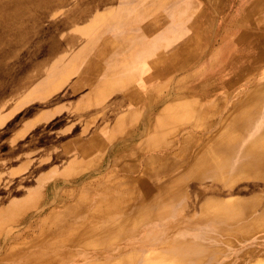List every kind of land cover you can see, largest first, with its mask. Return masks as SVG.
<instances>
[{
  "label": "rangeland",
  "instance_id": "1",
  "mask_svg": "<svg viewBox=\"0 0 264 264\" xmlns=\"http://www.w3.org/2000/svg\"><path fill=\"white\" fill-rule=\"evenodd\" d=\"M7 1L0 0V11ZM34 1L38 0H24L21 7L24 11L32 9L34 14L24 31L26 34L10 31L0 42L3 62L0 63V264H25L28 257L34 264L45 257L53 258V264H83L94 256H124L122 252L126 251L131 252L124 258H103L99 263L264 264V173L228 170L230 163L237 166L250 158L242 153L241 147L264 128L263 99L252 112L251 126L233 139V147L238 145L236 150L226 156L223 152L220 155L223 157L215 160L221 166L218 169H211L206 161L215 151L210 148L212 140L228 137L220 136V124L211 131L193 130L185 124L194 115L189 107L193 100L214 99L219 105L221 98L228 94L227 104L219 106L222 121L232 110L234 100L264 78L263 60L246 74V77L253 75L254 81L246 84L240 79L227 94L219 80L220 75L222 78L236 64L233 59L236 52L242 47L243 51L238 54L245 52L246 44L235 41V34L244 32L251 22L254 26L264 23V11H252V17H246L248 22L244 16L253 0H225V3L216 0H40L36 4ZM213 5L214 12L224 8L222 13H217V18L212 14ZM0 16L1 30L12 27V20ZM211 17H214L213 26ZM180 60L187 65L182 72L166 71L147 79L154 69L167 67L169 70ZM88 71L92 72L91 77L73 91L72 83ZM165 82L188 87L189 93H177L149 111L148 101L159 100L160 88ZM117 100L121 104L114 110ZM168 103L171 107L174 104L180 107L169 111L172 118L167 129L172 131L164 138L168 140L166 145L158 144L157 138L154 147L145 148L133 157L128 155L129 158L128 152L140 141L136 140L134 145H127L121 151L122 156L110 154L100 163L114 141L112 136L124 135L123 129L132 128L139 118L145 117V139L153 135L159 112ZM141 112L145 113L141 115ZM73 134L77 143L69 150L67 144L62 151L56 140L63 137L68 140ZM157 154L170 157V163L178 160L180 164L162 174L150 170L149 164L143 167L144 157L146 161V157ZM115 159L118 163L122 160L136 164L135 171L118 172ZM160 163H154V167ZM144 170L148 173H145V183L175 191L176 197L168 206L162 208L148 203L156 200L158 194L153 193L145 198L144 220L134 216L128 231L125 229L119 236L104 235L100 240L87 236L74 245L62 237L53 239L56 229H64L66 225L68 229L82 220L107 186L111 185L115 193L119 187L129 185L123 181L113 187L115 175L138 178ZM163 180L168 184L166 188L161 183ZM78 200L79 206H87L85 213L76 205ZM228 205L232 209L226 215L224 210Z\"/></svg>",
  "mask_w": 264,
  "mask_h": 264
},
{
  "label": "bare ground",
  "instance_id": "2",
  "mask_svg": "<svg viewBox=\"0 0 264 264\" xmlns=\"http://www.w3.org/2000/svg\"><path fill=\"white\" fill-rule=\"evenodd\" d=\"M24 0H8L5 5L3 6L2 10L0 11V14H2L3 18H9L12 24V27L9 28H4L3 30L0 29V42L5 38L6 34L8 32H16L19 35V32H24L28 25H29V21L32 17L33 11L32 9L30 11H24V9H22V4H23ZM49 1V0H48ZM66 1V0H65ZM64 1V2H65ZM40 2V0L38 1H34V4ZM42 2V1H41ZM259 4H262L261 0H258ZM44 3V2H42ZM48 3V2H47ZM33 4V5H34ZM53 4V3H52ZM49 6V5H48ZM52 5H50L51 7ZM53 7V6H52ZM55 7V6H54ZM60 7V6H59ZM184 7V6H183ZM20 8V9H19ZM58 8V7H57ZM46 9V8H45ZM224 9V8H223ZM37 10V9H35ZM40 10V9H39ZM44 10V9H42ZM214 10V9H213ZM46 11V10H44ZM51 10H49L50 12ZM55 12V11H54ZM38 13V12H37ZM53 13V12H52ZM51 13V15H52ZM222 13V12H221ZM257 13V12H256ZM75 14V13H74ZM209 14V13H208ZM225 14V13H224ZM258 14V13H257ZM256 14V15H257ZM252 15V14H251ZM49 17V16H48ZM47 17V18H48ZM2 17L0 16V19ZM235 18V17H234ZM260 18V16H259ZM70 19V18H69ZM68 19H66L67 21ZM202 20V19H201ZM210 20V19H209ZM222 20V19H221ZM220 20V21H221ZM14 21V22H13ZM39 21V20H38ZM211 21V20H210ZM226 21V20H225ZM1 22V21H0ZM33 22V21H32ZM64 23V22H63ZM66 23V22H65ZM217 23V22H216ZM32 24V23H31ZM30 24V26H31ZM61 24V23H60ZM257 24V23H256ZM29 26V28H30ZM181 26V25H180ZM179 26V27H180ZM256 26V25H255ZM250 26L247 27V29L245 30V33L243 34L244 40L246 41V47L244 49V53H241L240 55L237 54V56H234L233 59L236 60V64L230 66L232 67L231 69H229V71L224 74L221 78L220 77V83L222 84V90L223 92H227L229 90H231V88H233L240 79H242V82H251L254 81V76L253 75H249L246 77V74H248V71H251L253 68L257 67L263 60H264V54H262V51L264 50V23H259L257 24V26ZM34 27V26H33ZM32 27V28H33ZM215 27V26H214ZM245 27V26H244ZM28 28V29H29ZM212 28V27H211ZM223 28V27H222ZM239 29V28H238ZM169 30H167L168 32ZM29 32V31H28ZM63 32V31H62ZM66 32V31H65ZM176 32V31H175ZM223 32V31H222ZM236 32V31H235ZM25 33V32H24ZM23 33V34H24ZM30 33V32H29ZM59 33V32H58ZM171 33V32H170ZM174 33V32H173ZM26 34V33H25ZM61 34V33H60ZM63 34V33H62ZM30 35V34H29ZM204 35V34H203ZM236 35V34H235ZM20 36H23L22 34ZM62 36H66V35H62ZM17 37V36H16ZM29 37V36H28ZM54 37V36H53ZM52 37V38H53ZM27 38V37H26ZM32 38V37H31ZM56 38V37H55ZM240 38V37H239ZM22 39V38H21ZM30 39V38H29ZM58 39V38H57ZM56 39V40H57ZM66 39V38H65ZM166 39V38H165ZM164 39V40H165ZM221 39V38H220ZM232 39V38H231ZM25 40V39H24ZM51 40V39H50ZM225 40V39H224ZM13 41V40H12ZM16 41V40H15ZM46 41V40H44ZM59 41V39H58ZM64 41V40H63ZM211 41V40H210ZM3 43V42H2ZM24 43V42H23ZM27 43V42H26ZM49 43V42H48ZM66 43L67 40H66ZM65 43V44H66ZM211 43V42H210ZM51 44H55V43H51ZM57 44V43H56ZM62 44V42H61ZM232 44V43H231ZM3 45V44H2ZM1 45V46H2ZM40 45V43L38 44ZM24 46V45H22ZM37 46V45H36ZM53 46V45H52ZM6 47V46H5ZM51 47V46H50ZM208 47V46H207ZM237 47V46H236ZM20 48V47H19ZM18 48V49H19ZM66 48V47H65ZM206 48V47H205ZM21 49V48H20ZM19 49V50H20ZM39 49V47H38ZM35 50V49H33ZM50 50V49H49ZM59 50V49H58ZM57 50V51H58ZM173 50V49H172ZM32 51V50H31ZM243 51V50H242ZM241 51V52H242ZM15 52V51H14ZM47 52V51H46ZM55 52V51H54ZM50 55V54H48ZM204 55V54H203ZM206 55V54H205ZM229 55V54H228ZM42 57V56H41ZM207 58V57H206ZM11 59V58H9ZM42 59V58H41ZM40 59V60H41ZM201 59V58H200ZM38 60V59H37ZM45 60V59H44ZM5 61V60H4ZM7 61V60H6ZM34 61V60H33ZM32 61V62H33ZM199 61V60H198ZM197 61V62H198ZM206 61V60H205ZM0 63L2 64L3 62H1L0 59ZM34 63V62H33ZM37 63V62H36ZM29 65V64H28ZM35 65V64H33ZM130 65H133L130 64ZM4 66V65H3ZM14 66V65H13ZM30 66V65H29ZM187 65H184L183 63H181V60L179 61V63L175 66H173L170 71H174L177 73H180L184 70V67ZM190 66V65H189ZM222 66V65H221ZM17 67V66H16ZM128 67V66H127ZM130 67V66H129ZM128 67V68H129ZM2 68V67H1ZM26 68V65H25ZM30 68V67H29ZM219 68V67H218ZM11 69V68H10ZM9 69V70H10ZM133 69V68H132ZM201 69V68H200ZM206 69V68H205ZM1 70V69H0ZM7 70V69H5ZM186 70V69H185ZM216 70V69H215ZM168 71V72H170ZM3 72V71H2ZM122 72V71H121ZM197 72V71H196ZM202 72V71H201ZM1 73V72H0ZM123 73V72H122ZM200 73V72H199ZM254 73V72H253ZM5 74V73H4ZM3 76V74H1ZM17 75V74H16ZM25 75V74H24ZM92 72H85L84 74L80 75L78 80L74 83H72L71 88L72 90L76 91L77 89L81 88L82 85L88 80L89 77H91ZM256 75V74H255ZM12 76V75H9ZM4 77V76H3ZM22 77V76H21ZM111 77V76H109ZM10 78V77H9ZM14 79V78H13ZM22 80V79H20ZM145 80V77H144ZM190 80V79H189ZM218 80V81H219ZM1 81V80H0ZM19 81V79H18ZM108 81V80H107ZM20 82V81H19ZM109 82V81H108ZM111 82V81H110ZM205 82V81H204ZM3 83V81H2ZM105 83V82H104ZM207 83V82H206ZM111 85V83H109ZM201 84V83H200ZM1 85V84H0ZM21 85V84H20ZM19 85V86H20ZM209 85V84H208ZM243 85V84H242ZM18 86V87H19ZM107 86V85H106ZM160 86V85H159ZM187 86V85H186ZM201 86V85H200ZM205 86V85H204ZM240 86V85H239ZM1 87V86H0ZM8 87V85H7ZM9 87H11L9 85ZM53 87V86H52ZM162 89L161 93H160V97L159 100H154L153 98L150 99L148 101V110L149 111H154L159 105L158 103L163 101H167L168 98L175 96L177 93H187L189 91V88H183L179 85H172L169 82H165L163 83V85L161 86ZM190 87V86H189ZM250 87V86H249ZM248 87V88H249ZM96 89V87H94ZM3 89V88H2ZM8 89V88H7ZM10 89V88H9ZM16 89V88H14ZM94 89V90H95ZM89 90V89H88ZM246 90V89H245ZM12 91V90H11ZM10 91V93H12ZM202 91V90H201ZM218 91V90H217ZM234 91V90H233ZM0 92H2L0 90ZM37 92V91H36ZM48 92V91H46ZM98 92V88L97 91H95V93ZM196 92V91H194ZM5 93V92H4ZM88 93V92H87ZM189 93V92H188ZM230 93V92H229ZM46 94V93H45ZM44 94V95H45ZM4 95V94H3ZM49 95V94H46ZM83 95V94H82ZM180 95V94H179ZM79 96V95H78ZM238 96V95H237ZM31 97V96H30ZM230 96L227 94L226 96L224 95V97L221 98V102L219 103V105H216V102H214V99H203L205 100L203 102H200V100L196 101L193 100L190 104V110L192 112V114H194L192 117L189 118L188 122L185 124H189L191 129L195 130V129H202L204 130H212L214 127H216L217 124H220L222 130V135L220 136H224V135H228L227 138L222 137V138H215L212 140V142L210 143V148L213 150L215 149V151H213L214 153L211 154V156L209 157V160H207L206 162H208L211 165V169L213 168H220L221 166H219V161H215L218 160L219 158L223 157L220 156L223 152V154L226 155H230L231 153H233L236 147H233V145H235V143H233V139L235 137H238L240 134H242V132H245V130H247V128H249L251 126L250 123V118L252 115V112L255 110L254 108L256 107V105L259 104V102H261V100L263 99L264 101V78H262L261 80L258 79V84L256 87H254L253 89H249L246 90L244 92L241 93V96L239 95V97L234 100V102L232 103V110L230 112L227 113V115L225 116V118L220 121V114H221V110L219 107L221 104H227V100ZM1 98V97H0ZM76 98V97H75ZM86 98V97H85ZM84 98V100H85ZM88 98V97H87ZM90 98V97H89ZM94 98V96H93ZM191 98V97H190ZM208 98V97H207ZM69 99V98H68ZM72 99V97H71ZM182 99V98H181ZM178 99V100H181ZM13 100V99H12ZM49 100V99H48ZM57 100V99H56ZM73 100V99H72ZM88 100V99H87ZM233 100V99H232ZM64 101V100H63ZM80 101V100H79ZM158 101V102H157ZM196 101V102H194ZM230 101V100H229ZM56 102V101H55ZM171 102V101H169ZM11 103V102H10ZM13 103V102H12ZM74 103V102H73ZM85 103V102H84ZM123 103V102H122ZM75 104V103H74ZM81 104V103H80ZM90 104V103H89ZM93 104V103H92ZM121 104L120 100H117L116 104L114 105V110H116V108H118ZM229 104V103H228ZM91 105V104H90ZM184 104H182L183 106ZM262 105V104H261ZM145 106V105H143ZM226 106V105H225ZM48 107V106H47ZM72 107V106H70ZM80 107V106H78ZM82 107V106H81ZM80 107V108H81ZM176 107H180V104H174L172 105V107L170 106V104L168 103L167 106H165L163 108V110H161L159 112L160 114V118L157 121V128L155 129V131L153 132V135L149 136L148 138L145 139V117L144 118H139L133 125L132 128L126 127L123 130H125V134L121 135V134H114L112 136L113 138V142L110 143L111 146L108 150H106L103 154V156L101 157V162L104 161L105 157L107 155L110 154H114L115 156H119L121 155V151H123V149L127 146V145H134L136 140H140L137 145L136 148H134L133 150L129 151L127 154V157L130 158V156L128 155H132L131 157H133V155H136L139 152H144L145 148H152L155 146L154 143L157 142V138H158V144H162L164 143L166 145L168 140H165L164 138L169 135L171 133V129H167V125L168 123L171 121L170 119L171 117V113H169L170 110H172L173 108L176 109ZM188 108V107H187ZM229 108V107H228ZM263 108V107H262ZM68 109V108H67ZM261 109V108H260ZM43 111V110H42ZM260 112V111H259ZM46 113V110H45ZM72 113V112H71ZM145 112H141L140 114L143 115ZM151 113V112H149ZM48 115V114H47ZM51 115V114H49ZM239 115V116H238ZM45 116V115H44ZM145 116V115H144ZM257 117V116H256ZM27 118V117H26ZM39 118V117H38ZM210 118V120H209ZM248 118V120H246ZM256 119V118H255ZM30 120V119H29ZM160 120H164V123L160 122ZM264 120V119H263ZM31 123V122H30ZM35 123V122H34ZM253 123V122H252ZM263 123V122H262ZM207 124V125H206ZM255 124V123H254ZM32 125V124H31ZM30 125V126H31ZM202 125H205L203 128ZM250 125V126H249ZM262 125V124H261ZM260 125V126H261ZM264 125V123H263ZM34 126V125H33ZM86 126V125H85ZM183 127V126H182ZM181 127V128H182ZM218 127V126H217ZM12 128V127H11ZM24 128V127H23ZM88 128V127H87ZM84 129V128H83ZM187 129V128H186ZM190 129V130H191ZM17 130V129H16ZM86 130V128L84 129ZM181 130V129H180ZM184 130V129H183ZM15 131V130H14ZM187 131V130H186ZM80 132V131H79ZM117 132V131H116ZM193 132V131H192ZM26 133V132H25ZM113 133V132H112ZM179 133V132H178ZM183 133V132H182ZM195 133V132H194ZM255 133V132H254ZM111 134V133H110ZM244 134V133H243ZM251 134V133H250ZM256 134V133H255ZM19 135V134H16ZM23 135V134H22ZM178 135V134H177ZM196 135V134H195ZM253 135V134H251ZM202 136V135H201ZM245 136V135H243ZM254 136V135H253ZM252 136V137H253ZM13 137V136H11ZM75 135L73 134L71 136L70 139L66 140L65 137L56 140V142L58 144H61V150L64 151V146H66L68 144L67 149H72L73 146H75V144L77 143L76 139H75ZM199 137V136H198ZM111 138V139H112ZM115 138V139H114ZM181 138V137H180ZM39 139V138H38ZM110 139V138H109ZM179 139V137H178ZM250 139V138H249ZM183 140V139H182ZM26 142V141H25ZM149 142V143H148ZM160 142V143H159ZM181 142V141H180ZM185 142V141H184ZM202 142V141H201ZM200 142V143H201ZM247 142V141H246ZM148 143L146 146L145 144ZM153 143V144H152ZM156 143V144H157ZM245 143V142H244ZM184 144V143H182ZM198 145V144H197ZM242 145V144H240ZM164 146V145H163ZM169 146V145H168ZM173 146V145H172ZM188 146V145H187ZM222 146V147H221ZM39 147V146H38ZM186 147V146H185ZM182 148V147H181ZM193 148V147H192ZM39 149V148H38ZM164 149V148H163ZM185 149V148H184ZM184 149H182V151H185ZM37 150V149H36ZM35 150V152H36ZM66 150V149H65ZM129 150V149H128ZM148 150V149H147ZM170 150V149H169ZM176 150V149H175ZM181 150V149H180ZM73 151V150H72ZM126 151V150H125ZM167 151V150H166ZM193 151V150H192ZM239 150H237L238 152ZM241 151L243 154H247L250 156L249 159L244 160L243 162H241L239 165H235L234 163H230L228 170H233L236 172H241V171H245L247 173H252L255 175L258 174H262L264 173V128L261 129V131L259 133H257L255 135V137L252 140H249L247 142V144H245L244 146L241 147ZM157 152V151H156ZM33 153V151H32ZM185 153V152H184ZM239 153V152H238ZM169 154V153H168ZM47 155V154H46ZM49 155V154H48ZM155 155V154H154ZM152 155L151 157H146V161H145V157L141 160L143 167H145V163L148 166V164L150 165V170H152L154 173L157 174H162L164 173V171L168 170L171 166H178L180 164V162L177 160L176 162H171V159H169L166 156H159V154H157L158 156ZM166 155V154H165ZM122 156V155H121ZM168 156V155H167ZM1 157V156H0ZM38 157V156H37ZM176 157V156H175ZM36 158V157H34ZM48 158V157H47ZM113 158V157H111ZM189 158V157H188ZM243 158V157H242ZM32 159V158H31ZM81 159V158H79ZM169 159V160H167ZM183 159V158H182ZM7 160V159H5ZM29 160V159H28ZM174 160V159H173ZM117 165H119L117 171L118 172H122V173H129V172H134L135 169L133 168V164H131L129 161H120L119 163L117 162L118 159L113 160ZM160 165H158L156 168L154 167V163L156 162H160ZM31 162V160H30ZM98 162V163H99ZM183 162V161H181ZM217 163L216 166H214ZM186 164V163H185ZM136 165V164H135ZM134 165V166H135ZM187 165V164H186ZM1 166V165H0ZM185 166V165H184ZM218 166V167H217ZM102 167V166H101ZM171 167V168H172ZM4 168V167H3ZM97 169V168H96ZM94 169V170H96ZM100 169V168H99ZM152 171H149L150 173ZM90 174L93 173V171L89 172ZM145 173L148 174L147 172H145V170L143 172H141V174L139 175L138 178H131V176L129 174L127 175H115L114 176V180H113V187H118L119 184H121L123 181H128L129 185L125 186L124 188L119 187L117 192L114 193L113 188H111L110 186H107L105 188L104 191L101 192V194L99 195V197H97V199L94 202V206L92 207V210L90 211L88 209V212L86 214H83V219L80 220L79 222L75 223L74 225H70L69 228L67 229V225L63 228L60 229H56L53 233L54 238L56 239L58 238H63L65 242L74 245L77 243H81L82 240L84 238H86L87 236H95V238L98 240H100L104 235H113V236H119L125 229H129L128 226H131V221L133 220V218L140 217L141 220H144L145 218V198H149L151 196V194H158L157 198H154L156 200H149L148 203H153V206H157V207H166L168 206V204L176 197L175 195V191L174 190H163L162 187L155 185V186H150L148 184V182L145 183ZM168 173V172H167ZM170 173V172H169ZM168 173V174H169ZM81 174V173H80ZM105 174V173H104ZM120 174V173H119ZM178 174V173H177ZM174 174V177L175 175ZM182 174V173H181ZM110 175V174H108ZM134 175V174H133ZM151 175V174H150ZM155 175V174H154ZM166 175V174H164ZM163 175V176H164ZM85 176V175H84ZM94 176V175H93ZM101 176V175H100ZM148 176V175H146ZM162 176V177H163ZM179 175H177L178 177ZM161 177V175H160ZM167 177V176H166ZM169 177V176H168ZM181 177V176H180ZM83 178V177H82ZM165 178V177H164ZM163 178V179H164ZM148 179V178H147ZM156 179V177H155ZM161 179V178H160ZM81 180V179H80ZM179 180V178H178ZM65 180H63L64 182ZM97 181V180H96ZM95 181V182H96ZM66 182V181H65ZM68 182V181H67ZM76 182V181H75ZM156 182V181H155ZM97 183V182H96ZM159 183V181H158ZM162 185L164 188H166L165 185L168 186L166 181H161ZM177 183V182H176ZM64 184V183H63ZM123 184V183H122ZM153 184V183H152ZM213 184V183H212ZM125 185V184H124ZM177 186V185H176ZM110 187V188H109ZM239 187V186H238ZM183 188V187H182ZM110 189V190H108ZM191 189V188H190ZM176 190V188H175ZM185 191V190H184ZM259 191V190H258ZM257 191V192H258ZM180 192V191H179ZM182 193V192H181ZM185 193V192H184ZM183 193V195H184ZM189 193V192H188ZM212 193V192H211ZM218 193V192H217ZM243 193V192H242ZM215 194V193H214ZM1 195V194H0ZM68 195V194H67ZM74 195V194H73ZM82 195V194H80ZM264 195V194H263ZM83 196V195H82ZM98 196V195H97ZM188 196V195H187ZM232 196V195H230ZM245 196V195H244ZM156 197V196H155ZM73 198V197H72ZM67 199V198H66ZM70 199V198H69ZM83 201V200H82ZM86 201V200H85ZM80 200L76 201V205L78 206V208L80 209L81 213L82 212H86L85 211V207L84 205L79 206L81 203H79ZM93 202V201H92ZM91 202V203H92ZM85 203V202H84ZM43 205V204H42ZM180 205V204H179ZM75 206V205H73ZM72 206V207H73ZM152 206V205H151ZM195 206V205H194ZM90 207V205H89ZM88 207V208H89ZM156 207V209H157ZM232 206H226L225 207V214H231V208ZM71 208V207H70ZM69 208V209H70ZM153 208V207H152ZM72 209V208H71ZM150 209V208H149ZM182 209V208H181ZM185 209V208H184ZM161 210V209H160ZM169 211V210H168ZM168 211H166L167 213H169ZM159 212V211H158ZM165 212V214H167ZM162 213V212H160ZM176 213V212H175ZM190 213V212H189ZM77 214V212H76ZM150 215V214H148ZM147 215V216H148ZM161 215V214H160ZM164 215V214H162ZM176 215V214H175ZM135 216V217H134ZM77 217V216H76ZM119 217V218H118ZM161 217V216H160ZM80 218V217H79ZM158 218V217H157ZM182 217H180L181 219ZM188 219V218H187ZM75 220V219H74ZM192 220V219H191ZM194 220V219H193ZM209 220V219H208ZM212 220V219H211ZM72 221V220H71ZM179 221V220H178ZM177 221V222H178ZM190 221V220H189ZM213 221V220H212ZM185 222V221H184ZM210 222V221H209ZM58 223V222H57ZM68 223V222H67ZM60 224V223H59ZM205 225V224H204ZM207 225V224H206ZM205 225V226H206ZM209 226V225H208ZM214 226V225H212ZM182 227V226H181ZM219 227V226H218ZM43 228V227H42ZM45 228V227H44ZM187 228V226H186ZM133 229V228H132ZM212 229V228H211ZM215 229V228H214ZM53 231V229H51ZM210 230V229H209ZM43 231V230H42ZM41 231V232H42ZM128 231V230H127ZM204 231V230H203ZM207 231V230H205ZM44 232V231H43ZM61 232H63V235H61ZM237 232V231H236ZM181 233V232H180ZM196 233V232H194ZM150 234V233H149ZM239 234V233H238ZM16 235V234H15ZM182 235V234H181ZM193 235V234H192ZM191 235V236H192ZM210 235V234H209ZM105 237V236H104ZM107 237V236H106ZM109 237V236H108ZM174 237V236H173ZM176 237V236H175ZM195 237V236H194ZM206 237V236H205ZM230 237V236H229ZM93 238V237H92ZM170 238V237H169ZM207 238V237H206ZM3 239V238H2ZM57 240V239H56ZM167 240V239H165ZM190 240V239H188ZM199 240V239H198ZM50 241V240H49ZM52 241V240H51ZM111 241V240H110ZM202 241V240H201ZM214 241V240H213ZM195 243V242H194ZM79 245V244H78ZM184 245V244H183ZM186 247V246H185ZM17 248V247H16ZM161 249V248H160ZM176 250V249H175ZM174 250V252H175ZM184 250V249H183ZM10 251V250H9ZM7 251V252H9ZM17 251V250H16ZM43 251V250H41ZM45 252V251H44ZM184 251H182L183 254ZM10 253V252H9ZM12 253V252H11ZM21 253V252H20ZM19 253V254H20ZM50 253V252H49ZM54 253V252H52ZM178 253V252H176ZM186 253V252H185ZM196 253V252H195ZM194 253V254H195ZM4 254V253H3ZM59 254V253H58ZM80 254V253H79ZM60 255V254H59ZM177 255V254H176ZM181 255V254H179ZM24 256V255H23ZM22 256V257H23ZM40 256V255H39ZM52 256V255H51ZM18 257V256H17ZM21 257V256H20ZM183 257V256H182ZM189 257V256H188ZM191 257V256H190ZM185 258V256H184ZM15 259V258H14ZM67 259V258H66ZM2 260V259H0ZM6 260V259H5ZM37 260V259H36ZM40 262H38L37 264H53V258H49V257H45L43 259H39ZM56 260V259H55ZM54 260V261H55ZM58 260V259H57ZM26 261L25 264H34V262L28 257V259L24 260ZM36 262V261H35ZM57 262V261H56ZM60 262V261H59ZM81 263V262H80ZM184 264V262H183Z\"/></svg>",
  "mask_w": 264,
  "mask_h": 264
},
{
  "label": "crops",
  "instance_id": "3",
  "mask_svg": "<svg viewBox=\"0 0 264 264\" xmlns=\"http://www.w3.org/2000/svg\"><path fill=\"white\" fill-rule=\"evenodd\" d=\"M217 2H219V1H223L224 3H225V0H216ZM261 2H262V4H259V2H258V0H253L252 1V4H251V6L249 5V7L247 8V10H246V14H245V16H244V18H246V17H252V15H251V12L253 11H257V12H261V11H264V0H261ZM213 9H216V7H214V5H213ZM223 9V8H222ZM221 9V10H222ZM221 10H219L218 12H214V10H213V12H212V14H214V17L215 18H217L218 17V15L219 14H217V13H220L221 12ZM249 13V14H248ZM216 14V15H215ZM214 17H211V21H210V24L213 26V25H215V22H214ZM219 19V18H218ZM218 19H216V22H217V20ZM246 20H248V22H249V18H246ZM247 22V23H248ZM238 23V22H237ZM208 24V23H207ZM210 24H208V25H210ZM216 25H218V23H216ZM249 27L250 26H254V24L251 22L250 24H247ZM245 33V31L244 32H240V33H238V34H236V37H235V41H237L238 43H242V44H245V40H244V37H243V34ZM240 37V38H239ZM243 50V47H242V49L240 48L239 49V52L240 51H242ZM238 52V53H239ZM237 52H236V55L235 56H237V54H238ZM157 62V61H156ZM156 62H154L153 63V65H155L156 64ZM146 64V63H145ZM151 66V65H150ZM154 67V66H153ZM170 69L171 68H169V70L167 69V67L166 68H163V69H161V70H158V68H156V69H154V71H153V73L149 76H147V79H150V78H155V76L156 75H163L166 71L168 72V71H170ZM131 251H126V252H122V254H124V256H109V257H98V256H94V257H92V260L91 261H86V262H84L83 264H97V263H99V262H101V259H120V258H124L126 255H128L129 253H130ZM137 252H140V251H138L137 250ZM102 263V262H101ZM101 263H99V264H101ZM125 263V262H124ZM123 263V264H124ZM128 263V262H127ZM126 263V264H127Z\"/></svg>",
  "mask_w": 264,
  "mask_h": 264
}]
</instances>
